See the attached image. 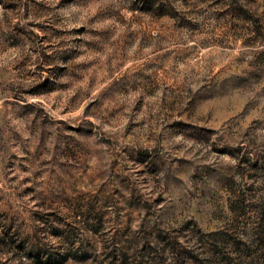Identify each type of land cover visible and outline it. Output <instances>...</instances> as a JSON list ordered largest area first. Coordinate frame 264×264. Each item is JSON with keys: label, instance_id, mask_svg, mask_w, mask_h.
Here are the masks:
<instances>
[{"label": "rangeland", "instance_id": "rangeland-1", "mask_svg": "<svg viewBox=\"0 0 264 264\" xmlns=\"http://www.w3.org/2000/svg\"><path fill=\"white\" fill-rule=\"evenodd\" d=\"M263 196L264 0H0V264H217Z\"/></svg>", "mask_w": 264, "mask_h": 264}, {"label": "trees", "instance_id": "trees-1", "mask_svg": "<svg viewBox=\"0 0 264 264\" xmlns=\"http://www.w3.org/2000/svg\"><path fill=\"white\" fill-rule=\"evenodd\" d=\"M262 206L264 207V196ZM260 229L261 231L251 240L233 239L230 241L231 255L218 252L217 264H264V214H262Z\"/></svg>", "mask_w": 264, "mask_h": 264}]
</instances>
